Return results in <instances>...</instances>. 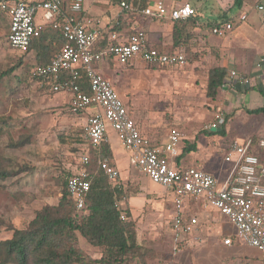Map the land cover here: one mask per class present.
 Returning a JSON list of instances; mask_svg holds the SVG:
<instances>
[{"label": "built area", "instance_id": "built-area-1", "mask_svg": "<svg viewBox=\"0 0 264 264\" xmlns=\"http://www.w3.org/2000/svg\"><path fill=\"white\" fill-rule=\"evenodd\" d=\"M142 0L120 4L124 11L143 16L186 21L195 16L190 4L168 8L164 0H156L141 8ZM63 0H41L28 4L22 0H0V12L9 22L8 44L16 52L27 55L32 42L40 37L44 27L60 31L64 44L46 65H36L31 77L49 93L70 94V108L74 112L88 113L86 139L93 147L110 143V131L120 145L129 153V162L138 168L153 184L164 187L174 196V215L171 220L172 251L181 252L185 240L199 229V220L185 210L189 199H203L205 206L227 217L234 227L233 236L224 240L225 245L234 241L249 246L264 254V166L251 153V141L233 140L228 146L224 161L231 170L222 186L214 175L198 165L180 167L176 159L180 156L182 135L173 131L162 147L155 146L137 128L135 120L111 81L96 65L112 58L119 66L127 67L140 59L150 67L184 69L189 65L187 55L182 52H161L150 44L146 31L138 29L129 36L112 31L103 48H98L102 37L99 29H91L90 21L78 19L84 0H70V11L64 8ZM255 9L264 20V2ZM41 11L43 24L36 22V13ZM247 15L239 16L243 22ZM234 28L231 22L212 28L217 37H226ZM264 62L258 64L264 76ZM257 79L232 70L224 86H253ZM87 89V90H86ZM226 115L217 109L206 131H217L226 124ZM90 163L88 152L80 158V169L67 179L68 191L77 210L85 207L91 189V175L87 171ZM99 168L114 184L119 180L117 169L108 158L99 160ZM124 218V216H122Z\"/></svg>", "mask_w": 264, "mask_h": 264}, {"label": "crops", "instance_id": "crops-1", "mask_svg": "<svg viewBox=\"0 0 264 264\" xmlns=\"http://www.w3.org/2000/svg\"><path fill=\"white\" fill-rule=\"evenodd\" d=\"M22 1L35 5L41 0ZM131 1L84 0L83 11L77 15V18L79 20L84 18L90 21L89 27L91 29H99L101 31L102 37L98 48H103L107 44L112 31L129 36L135 30H144L149 36L150 44L161 52L183 51L185 53L188 51L193 53L191 56L193 61L190 64L193 72L190 75H207L209 69L222 67L226 68L228 72L236 70L238 73L243 72L240 74L249 75L252 78L256 77L257 84H253V86L236 85L229 88L226 85L222 87L218 91L216 98L210 99V106L214 110L212 118L217 109H224L225 104H227L225 99H229L231 96L234 97L231 91H237L236 99L240 97V103L248 105V109L264 106V91L261 89L262 85L264 88V76L260 75L262 70H256L258 63L260 61L261 63L264 62L262 58L264 57V53H262L264 52V20L255 9L256 4L264 2V0H244L243 7L238 10L240 14H235V11L231 10L234 0H164L168 8L190 4L196 11L195 16L190 18L182 27L183 33L188 38L183 43L178 44L174 42L176 22L167 19L149 18L141 14L124 11L120 4ZM154 1L156 0H142L140 3L141 8ZM63 3L64 8L70 11V0H64ZM225 12H228L229 18L234 17L236 19L235 27L226 37L221 38L212 35L211 27L215 25L216 21L220 23L222 14ZM243 14L247 15V19L240 22L238 18ZM5 18L8 26V19L6 16ZM35 19L39 24L44 23L41 11L36 13ZM44 29L50 28L44 27ZM51 36L56 35L52 33ZM37 40L32 43L34 48H31L28 53L29 61L36 63L34 66L39 65L37 64V51L35 49ZM53 45L55 46L56 43ZM257 56H260L258 57L259 61H256ZM96 67L111 81L118 91L121 100L128 108L143 136L147 137L155 146L162 147L173 131L179 132L182 135V140L179 147L181 154L176 159L177 165L180 167L198 165L214 175L219 186L224 184L231 169L224 161V157L220 159V154L218 153L220 150L226 154L230 144L225 145L223 143L225 136L220 134L222 128L217 131H206L208 135L188 136L184 135V130H186L185 122L174 120L170 123L158 116L156 107L159 104L162 90L166 86L158 83L157 79L162 77V73L159 70L166 68L150 67L140 59L135 60L127 67H121L110 57L98 63ZM168 69L182 71L186 68ZM64 94L68 97L70 105V94ZM227 127L228 122L225 125L226 130ZM110 140L114 161L119 168L125 171L121 173L122 180L124 182L129 181L131 186L138 185L143 192L139 196L129 198L125 203L126 209L131 214L130 220H134L136 225L138 243L142 246V241L146 238L148 239L147 243L151 245L152 243L150 242H154L159 233L157 231L158 228H156V223H158L157 216L161 213L162 204L166 200L161 199V197L158 199L148 196L149 192L154 190V187L145 181V178L146 180L148 178L138 168L130 164L129 153L123 149L115 134L111 131ZM188 146H195V149L181 157L184 148ZM154 186L163 191L165 190L172 197L174 210L173 194L164 187L156 184ZM170 197L168 199L169 202L171 200ZM123 203L121 202V204ZM148 207H151L153 217H151L150 213H146V216H148L145 218V215L141 213L144 208ZM185 210L199 220L198 231L185 240L181 246L180 253L176 255L173 253L174 256L170 252L166 256L156 253L147 258L150 261L149 264H264V254L258 250L235 243L231 245L224 244L225 239L233 236L234 227L227 217L212 208L206 207L203 199H189L185 203ZM143 229L144 231L142 232ZM167 230L170 241L168 245L172 248L171 221ZM149 245L147 247L152 248ZM91 249V251L84 250L94 259H100V252L92 247ZM198 252L210 254L212 257H209L208 261L202 257L194 260V254Z\"/></svg>", "mask_w": 264, "mask_h": 264}, {"label": "rangeland", "instance_id": "rangeland-1", "mask_svg": "<svg viewBox=\"0 0 264 264\" xmlns=\"http://www.w3.org/2000/svg\"><path fill=\"white\" fill-rule=\"evenodd\" d=\"M234 13L240 14V11ZM7 33L6 18L0 14V74L6 71L11 73L4 79L0 89V168L15 172L13 177L0 182V241L11 237V228H26L43 207L59 203L61 179L65 173L79 170L82 154L90 150L85 130L88 114L74 112L64 93L52 94L40 87L31 77L36 63L29 61L28 54L22 55L9 46ZM185 53L189 62L186 69L159 70L162 77H158V83L166 88L162 90L157 113L170 123L174 120L185 122L184 135H208L205 127L212 122L214 110L210 106L211 98L207 97L206 84L212 69L208 70L207 75H190L193 72L190 67L193 53ZM13 69L16 70L12 72ZM257 69L260 68L257 66ZM231 93L234 97L238 95L237 91ZM234 97L225 99L227 104L222 109L226 117H229L227 136L223 143L228 145L233 140L251 141L255 146L259 142L264 143V115L249 114L248 105L241 104L240 97H235V100ZM218 153L220 159L226 155L224 151L219 150ZM111 164L119 174V180L113 185L118 184L125 191L124 203L143 193L138 185L131 186L129 181L122 180L121 173L125 171L115 161ZM229 167L231 169V165ZM145 181L154 187L149 197H161L166 201L162 204L158 218L155 217L158 219L156 228L159 232L156 240L149 245L145 238L142 247L150 250V255L157 253L166 256L170 252L174 256L168 245L170 241L167 230L174 215L173 199L149 179L145 178ZM124 203L120 204L121 209L127 208ZM151 207L144 208L141 213L145 218L148 216L146 213L151 214ZM79 243L83 249L92 250L83 238H80ZM234 243L239 245L236 241ZM201 257L208 261L212 256L198 252L193 258ZM149 263V259H146L145 264ZM132 264H137V261Z\"/></svg>", "mask_w": 264, "mask_h": 264}, {"label": "trees", "instance_id": "trees-1", "mask_svg": "<svg viewBox=\"0 0 264 264\" xmlns=\"http://www.w3.org/2000/svg\"><path fill=\"white\" fill-rule=\"evenodd\" d=\"M243 3L244 0H234L231 10H240ZM0 14L5 15L2 12ZM188 20L176 22L174 29L176 44L188 38L182 31ZM227 22H231L235 27L236 19L229 18L228 12H225L220 23L216 21L211 30ZM9 28L8 24L7 39ZM48 30L56 36L52 37V33ZM54 31L52 28H43L40 37L36 39L35 49L39 65H46L64 44L61 32ZM31 48L34 47L31 45ZM14 70L16 69L12 72ZM10 75L8 71L0 74V89L4 79ZM228 75L226 68L217 67L210 70L207 84L208 98H216L218 91L224 87ZM247 112L257 116L264 115V106L248 109ZM228 120L229 117L226 118V124ZM225 125L220 131L223 136L226 134ZM89 148L90 163L87 171L92 179L84 209L77 210L68 191L67 179L73 173L67 172L61 179L59 203L55 206L43 207L26 228H11V237L0 241V264H132L135 261L137 264H145L146 259L151 256V251L143 249L138 243L135 224L130 221V211L120 208L121 202L125 199V191L120 185H113L99 168L101 158L114 161L110 143L98 147L89 144ZM194 149L195 146L185 147L181 157ZM251 153L257 156L260 164L264 166V143L259 142L255 146L252 142ZM14 175L15 172L0 168V182ZM80 238H83L90 247L98 250L101 258L94 259L87 253L80 246Z\"/></svg>", "mask_w": 264, "mask_h": 264}]
</instances>
